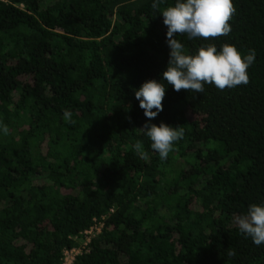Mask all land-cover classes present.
<instances>
[{
    "label": "trees",
    "instance_id": "obj_1",
    "mask_svg": "<svg viewBox=\"0 0 264 264\" xmlns=\"http://www.w3.org/2000/svg\"><path fill=\"white\" fill-rule=\"evenodd\" d=\"M153 2L0 0V264L74 247V264H264L235 222L264 204V0H233L228 36L175 37L255 50L247 85L203 93L163 79L176 0ZM152 79L166 96L148 120L135 91ZM161 122L185 130L164 160L141 130Z\"/></svg>",
    "mask_w": 264,
    "mask_h": 264
},
{
    "label": "clouds",
    "instance_id": "obj_2",
    "mask_svg": "<svg viewBox=\"0 0 264 264\" xmlns=\"http://www.w3.org/2000/svg\"><path fill=\"white\" fill-rule=\"evenodd\" d=\"M161 0H154L153 9L159 10ZM236 7L233 0H176L174 6L162 11L163 23L167 27V44L170 49L169 61L163 72V79L177 92L181 90L203 93L205 85H214L219 90L247 85L250 81L249 67L255 61V50L242 55L231 44H223L218 50L214 44L201 46L195 55L188 54L184 45L175 37L186 34L188 38L217 39L228 36ZM166 96L164 83L155 79L144 82L135 91V98L144 110L148 120L155 119L163 111V99ZM155 109V110H153ZM72 113L64 111V119L71 121ZM141 130L151 140V148L160 159H167L174 150L176 142L184 138L182 125L170 126L163 122L145 123ZM0 131L9 134V128L0 121ZM134 149L143 158L142 142L137 141ZM241 234L250 237L256 246L264 244V204H251L246 214L235 217ZM228 255H235L229 251Z\"/></svg>",
    "mask_w": 264,
    "mask_h": 264
},
{
    "label": "built area",
    "instance_id": "obj_3",
    "mask_svg": "<svg viewBox=\"0 0 264 264\" xmlns=\"http://www.w3.org/2000/svg\"><path fill=\"white\" fill-rule=\"evenodd\" d=\"M93 230L94 229H91V230L84 232L86 240L82 244L83 247H85L87 245V243L90 241V234L93 232ZM98 230H99V228H98ZM82 250H83V248H77V247L65 250L62 264H74L77 256L82 253Z\"/></svg>",
    "mask_w": 264,
    "mask_h": 264
}]
</instances>
